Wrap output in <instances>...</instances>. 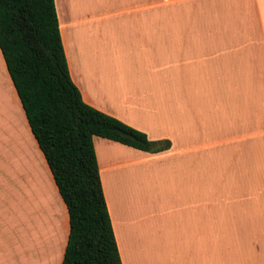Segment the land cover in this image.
<instances>
[{"label":"crops","instance_id":"1","mask_svg":"<svg viewBox=\"0 0 264 264\" xmlns=\"http://www.w3.org/2000/svg\"><path fill=\"white\" fill-rule=\"evenodd\" d=\"M55 7L83 100L151 141L169 142L150 152L93 137L122 264H264V0H55ZM0 61L25 126L26 153L15 160L29 159L36 180L43 172L47 181L23 197L20 262L61 264L67 207L1 50ZM7 148L0 181L11 197L17 173ZM1 245L0 236V264L12 263Z\"/></svg>","mask_w":264,"mask_h":264},{"label":"trees","instance_id":"2","mask_svg":"<svg viewBox=\"0 0 264 264\" xmlns=\"http://www.w3.org/2000/svg\"><path fill=\"white\" fill-rule=\"evenodd\" d=\"M0 50L69 216L61 264H122L93 143L95 135L156 152L147 135L86 103L73 82L55 0H0Z\"/></svg>","mask_w":264,"mask_h":264},{"label":"rangeland","instance_id":"3","mask_svg":"<svg viewBox=\"0 0 264 264\" xmlns=\"http://www.w3.org/2000/svg\"><path fill=\"white\" fill-rule=\"evenodd\" d=\"M0 79L2 80V82L0 80V97H2L1 95L3 94H8L9 96V100L6 99L7 102L0 101V119L3 118L2 124H0V149L2 150L8 149L7 147L9 146L11 147L12 145L13 146L11 148H13L15 145L13 150L10 149L9 147V149L12 150L11 153L13 158L10 164L12 166L13 173L14 172L17 173V175L15 176L13 175V184H12L13 191L11 193V197H9L10 195L7 193L6 194L2 193V185H1L2 182L0 181V236L7 243V245H1L2 248L1 250L3 251L4 247L5 248L8 247L9 249H6L7 254L10 255L9 256L10 258L12 254V257L14 258V260L10 264H16V257L19 258L18 264H21L20 241L25 231L24 229L25 225L23 223L24 221L23 217L21 216L20 204L23 203L24 195H26L25 197L27 200H30L32 192L33 193L37 192V190L41 191L42 188L43 190L46 189L45 186L47 181L45 179L43 172H40L41 175L38 177L39 181L36 180L37 166L34 163H31L29 159L26 160V158L25 159L20 158L18 160H15L16 156H14V154L16 155L17 151L19 153L22 152V156L23 153L24 154L26 153V149H27L25 146L26 142L24 141L23 135L21 133V130H23L25 126H24L23 118L20 116L21 113L20 115L17 114V112H20V109L19 106L17 105V100L13 93V89L11 88L9 81L4 73L1 61H0ZM6 106L7 107L11 106L13 110L12 111L5 110ZM17 135L20 138L18 140V143L17 140H15L16 138H18ZM13 160L15 161L16 165L13 164L14 163ZM21 163L24 166H22ZM17 164L20 167H17ZM24 167L26 169H22ZM37 184L38 186H36ZM21 186L23 189L20 188ZM42 197H43V193H40L37 196V199L41 201Z\"/></svg>","mask_w":264,"mask_h":264},{"label":"bare ground","instance_id":"4","mask_svg":"<svg viewBox=\"0 0 264 264\" xmlns=\"http://www.w3.org/2000/svg\"><path fill=\"white\" fill-rule=\"evenodd\" d=\"M0 80H1V79H0ZM1 82H2V80H1ZM2 119H3V118H2ZM4 121H5V120H4ZM0 123H1V122H0ZM16 134H17V133H16ZM17 136H18V135H17ZM19 139H20L19 136H18V138L15 139V140H17V143H18V140H19ZM14 144H15V142H14ZM18 145H19V144H18ZM12 146H13V145H12ZM12 146H11V147H12ZM9 147H10V146H9ZM11 147H10V149L13 150V148L15 147V145H14L13 148H11ZM6 150H7V149H6ZM12 150H11V152H12ZM15 151H16V149H15ZM8 153H9V152H8ZM13 153H14V152H13ZM8 155H9V154H8ZM18 155H20V153H18ZM13 157H14V156H13ZM11 159H13V158L11 157ZM11 161H12V160H11ZM13 161H14V160H13ZM13 164L16 165L15 161H14ZM18 164H19V163H18ZM18 164H17V167H20V166H19L20 164H19V165H18ZM21 165L24 166L22 163H21ZM25 165H26V164H25ZM4 166L6 167V165H4ZM22 166H21V167H22ZM8 169H9V168H8ZM22 169H26V168L24 167V168H22ZM18 170H19V169H18ZM23 171H24V170H23ZM22 173H23V172H22ZM21 177H22V176H21ZM19 180H20V179H19ZM21 180H22V179H21ZM22 181H23V180H22ZM20 188L23 189L22 186H21ZM21 200H22V199H21ZM21 202H22V201H21ZM20 205L22 206V204H20ZM23 207H24V206H23ZM23 210H24V208H23ZM29 211H30V210H29ZM29 211H28V212H29ZM22 212H23V211H22ZM25 213H27V212H25V210H24V214H25ZM27 215H28V214H27ZM21 216H22V214H21ZM37 216H39V215H36V216L34 217L35 220H36V217H37ZM38 218H39V217H38ZM28 219H29V217L27 218V220H28ZM35 220H34V221H35ZM27 222H28V221H27ZM29 222H30V220H29ZM36 222H37V220H36ZM38 222H39V220H38ZM38 222H37V223H38ZM23 223H25V222H23ZM32 223H33V222H32ZM32 223H31V224H32ZM34 223H35V222H34ZM26 224H27V223H26ZM35 224H36V223H35ZM36 225H38V230H39V227H40V226H39V223L36 224ZM33 226H34V225H33ZM37 236H40V235H37ZM33 238H36L35 240H38V239H39V237H33ZM40 242H41V241H40V239H39L38 244H39ZM32 245H33V244H32Z\"/></svg>","mask_w":264,"mask_h":264}]
</instances>
